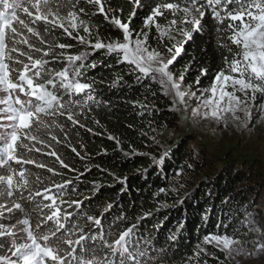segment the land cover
<instances>
[{
    "label": "snow or ice",
    "instance_id": "obj_1",
    "mask_svg": "<svg viewBox=\"0 0 264 264\" xmlns=\"http://www.w3.org/2000/svg\"><path fill=\"white\" fill-rule=\"evenodd\" d=\"M128 2L132 8L125 20L123 6L114 0H0V264H164L171 244L177 242L172 233L169 248L157 249L159 225L152 234L140 231L152 212L134 217L135 222L124 227L120 225L128 221L127 215L109 222L115 202L93 208L104 189L94 181L88 195L66 198L79 193L90 167L85 164L81 171L62 150L85 162V145H75L72 134L79 135V129L92 133L87 121L98 126L97 110L112 111L110 102L100 98L103 80L89 76L97 68L95 61L89 63L93 53L114 59V65H106L109 68L127 67L135 84L144 89L145 100L149 93L156 96L152 88L158 84L165 96H171L170 111L185 121L264 129V0H152L150 6L143 0ZM144 7L150 11L136 30L132 21ZM97 17L119 35L103 36ZM209 21L215 22L217 46L227 55L210 85L198 94L191 85L184 89L189 65L178 75L172 69ZM206 72L202 68L201 76ZM200 82L197 76L195 83ZM111 86L132 87L119 74ZM136 103L142 110L148 108ZM108 139L120 147L116 137ZM151 139L159 143L155 135ZM124 155L149 153L132 149ZM95 167L126 184V176ZM192 168L188 163L173 174L175 191L183 188L179 182ZM224 203L230 204L231 197ZM242 215L244 235L254 236L251 248L238 237L239 229L229 234L236 222V214L229 212L218 225L223 231L204 235L183 264H200L202 255L215 257L208 245L223 255L222 264H247L244 257L264 261V217L258 219L259 213L248 208ZM182 228L183 224L177 232Z\"/></svg>",
    "mask_w": 264,
    "mask_h": 264
},
{
    "label": "trees",
    "instance_id": "obj_2",
    "mask_svg": "<svg viewBox=\"0 0 264 264\" xmlns=\"http://www.w3.org/2000/svg\"><path fill=\"white\" fill-rule=\"evenodd\" d=\"M114 3L123 6V18L126 20L132 8L131 3L128 0H114ZM143 3L150 6L152 0H143ZM149 11L150 7L138 10L136 18L132 21V26L136 30L141 29L143 18ZM96 21L101 22V34L106 38L119 35L115 28L102 22V17H97ZM214 23L209 21L205 30L196 34L195 38L188 42L185 52L173 67L184 71L185 65H189V70L184 72L186 84L202 86L211 81L214 73L224 66L223 57L227 53L217 46L218 36ZM152 35L154 37L155 33L153 32ZM81 50L84 49L77 48V51ZM229 59H231L230 56ZM92 61L96 62L97 68L91 70L89 76L98 81L103 80L98 89L100 98L110 102L112 111L109 112L105 108L97 110L94 119H98L100 124L95 125L92 119L87 121V126L94 130L92 133L79 129V135L72 134V142L75 145L78 146L81 142L85 145L82 150V154L86 152L88 155L85 162L73 158L70 150H62L64 158L69 163H74L81 171L85 164L90 167V172L84 174L82 181L84 186L80 188L79 193H69L66 198L74 199L80 194L88 195L92 186L91 182L94 181L103 185L104 189L100 199L93 201V208L115 202L109 222L117 215H127L128 221L120 225L124 227L128 223H134V217L143 215L145 212H152V215L142 222L140 231L144 234H152L159 225V231L156 233L157 249L169 248L171 243L168 240L169 235L175 233L177 236V242L171 244L164 264H183L193 254L196 245L202 241L204 235L223 231L218 225L220 220L227 219L226 214L229 212L236 214V222L228 230L229 234L239 229L238 222L243 217L244 209L248 207V196L261 191L257 190L258 183H263L262 187H264V170L254 171L251 167L230 165L220 173L209 177L210 174L203 171L208 165L206 160L203 158L197 160L198 154L188 145L191 137L187 140H178L171 143L168 148L161 149L149 136L152 129L170 127L176 120L160 86L153 85L152 91L157 93L156 96L149 93L145 100L144 89L135 84V77L130 74L127 67H107L106 65H114V59L109 60L103 52L93 53L89 63ZM202 68L207 69V72L201 76ZM118 74L123 75L127 84L132 87H112V81ZM197 76H200L199 84L195 83ZM136 102L146 103L148 108L142 110ZM152 105H155V111L151 110ZM141 111L143 115L140 114ZM141 133L148 135L144 136ZM109 135L121 142L120 147H117L115 140L108 139ZM132 149L138 153H149V155L126 157L124 152H131ZM165 150H169L168 154L161 161ZM202 155L203 153L199 156ZM188 163H192L193 168L185 170L179 182L183 188L177 192L174 190L178 185L173 174ZM95 165L108 169L117 177L126 176L128 178L126 184L116 183L112 175L101 172ZM109 185L111 187H108ZM121 188L126 190L121 192ZM160 188L168 191L159 193ZM157 193L159 194L156 195ZM229 197H231V203L226 205L224 201ZM205 216L207 219H204ZM181 224L183 228L177 232ZM206 247L209 253L214 252L216 256L202 255L200 264H204L205 260L207 264H222L223 255L219 253V250L211 245ZM192 263L196 261L193 260Z\"/></svg>",
    "mask_w": 264,
    "mask_h": 264
},
{
    "label": "rangeland",
    "instance_id": "obj_3",
    "mask_svg": "<svg viewBox=\"0 0 264 264\" xmlns=\"http://www.w3.org/2000/svg\"><path fill=\"white\" fill-rule=\"evenodd\" d=\"M177 75L183 72L180 69H172ZM210 82L202 86H192V89L198 94L204 88L210 85ZM189 84L184 81V89H187ZM169 106L171 104V96H166ZM195 107L194 103H191ZM170 109V107H169ZM175 120L170 127L164 126L161 129L151 131L150 138L156 136L159 141L157 146L161 149H166L171 143L178 140H188V145L198 155L197 160H206L208 164L203 171L209 173V177L220 173L225 167L233 165L235 167L248 168L251 167L254 171L264 170V129H260L259 125L251 131L236 128L234 125L229 128H224L223 125H218L215 122L204 121L199 125H194L191 120L185 121L180 116L174 113ZM152 140V139H151ZM153 142V141H152ZM203 153L200 157L199 155ZM205 178V177H203ZM258 182L260 179H257ZM261 182V181H260ZM263 182V181H262ZM257 190L260 192L248 196L247 208L248 211L258 212L260 219L264 217V187L263 183H258ZM243 217L238 224V237L247 242L246 246L251 248L253 235H244L247 230L241 225ZM209 253V250H208ZM247 264H264L259 258L244 257ZM196 264V263H192ZM235 264V262H232Z\"/></svg>",
    "mask_w": 264,
    "mask_h": 264
}]
</instances>
